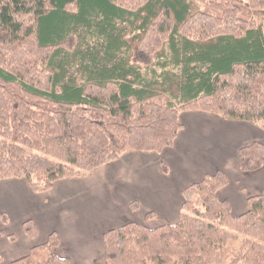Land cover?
<instances>
[{"label": "trees", "instance_id": "trees-1", "mask_svg": "<svg viewBox=\"0 0 264 264\" xmlns=\"http://www.w3.org/2000/svg\"><path fill=\"white\" fill-rule=\"evenodd\" d=\"M263 20L264 0H0V180L44 193L125 152L159 153L173 145L182 111L264 131ZM75 27L96 39L80 82L67 79L62 58L76 52ZM263 167L264 145L239 150L240 172ZM228 184L218 171L187 187L176 224L107 231L105 264H264V191L234 217L217 198ZM23 231L37 235L31 220ZM58 246L51 233L0 264H72Z\"/></svg>", "mask_w": 264, "mask_h": 264}, {"label": "crops", "instance_id": "crops-1", "mask_svg": "<svg viewBox=\"0 0 264 264\" xmlns=\"http://www.w3.org/2000/svg\"><path fill=\"white\" fill-rule=\"evenodd\" d=\"M178 119L181 130L171 147L159 153L125 152L86 177L57 181L44 193H33L21 178L0 180L3 262L27 256L56 233L59 258L72 264H105L107 231L127 223L149 229L176 224L183 191L218 171L229 179L218 200L230 205L234 217L245 213L247 199L264 191V167L240 172L238 153L252 143L264 145V131L202 111H182ZM149 213L154 217L147 219ZM27 220L36 227L34 239L23 231Z\"/></svg>", "mask_w": 264, "mask_h": 264}, {"label": "rangeland", "instance_id": "rangeland-1", "mask_svg": "<svg viewBox=\"0 0 264 264\" xmlns=\"http://www.w3.org/2000/svg\"><path fill=\"white\" fill-rule=\"evenodd\" d=\"M118 29H124L125 33L124 35L128 37L129 35V26L127 23H122L118 22ZM71 33L75 36L76 39V52L75 53H64L62 58L66 59V64H67V70H66V77L67 79H76L79 80L80 82V76H81V68H80V63L81 60L80 58L85 55V51L87 50V47L93 46L95 44V40L93 38V35H91V32H88L81 27H75ZM263 33H264V20H263ZM82 64V63H81ZM155 70V69H154ZM150 69H146V67H141V74L144 76L146 79H151V75L149 72ZM156 72L158 74L161 73V69L156 67ZM174 107L178 108L180 105L176 104L175 102H172Z\"/></svg>", "mask_w": 264, "mask_h": 264}]
</instances>
